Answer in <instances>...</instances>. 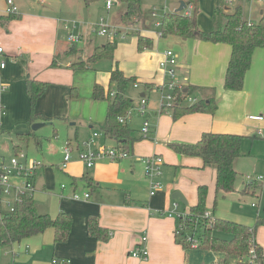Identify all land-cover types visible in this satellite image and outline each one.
Listing matches in <instances>:
<instances>
[{
	"label": "crops",
	"instance_id": "1",
	"mask_svg": "<svg viewBox=\"0 0 264 264\" xmlns=\"http://www.w3.org/2000/svg\"><path fill=\"white\" fill-rule=\"evenodd\" d=\"M94 1L96 0H44L43 3L54 2L59 5L48 9L40 6L31 10L19 5V12H16L19 17L0 25V46L4 49L1 58L6 61L0 72V82L3 84L0 105L4 110L0 117V133L14 134L17 139L26 143L33 138L38 147L39 135L31 131L32 123L50 121L53 124L57 121L64 124L67 121L74 129H67L69 137H66L64 146L69 143L76 151L79 150V142L84 143L91 138V150L117 146L114 139L105 137L102 132L104 104L92 99L94 84L102 85L106 92L111 70L117 66L126 76H135L134 83L139 84L134 94L139 98L138 103L140 98L146 99V113L142 115L137 111L138 104L132 100L134 96H131L129 89L125 92L128 98L131 97L130 108L134 109L126 117V123L129 124L133 116L147 118V114L152 121L149 134L151 139L139 137L142 136L141 128L135 129L136 132L132 129L131 136L135 141L128 157L118 161L101 158L87 167L76 153L65 169L61 166L63 146L61 161L55 166L68 178V185L57 182L60 178L54 175L51 169L53 164L41 162L42 167L34 180L35 206L39 212L48 213L52 217L59 212H68L72 217L68 238L56 243L54 229L48 227L39 234L8 246L12 248L13 257L19 255L18 261H28L29 264H212L223 257V254L200 248L184 249L175 239L176 221L172 217L161 215V212L174 209V205L177 211H188L197 202V187L201 184L213 186L214 199L215 170L211 167L209 182V171L203 170L207 166H203L200 157L176 153L169 144L195 143L205 132L239 134L244 137L252 130L251 122L257 121L249 120L248 115H264V47L254 50L243 87L240 90L225 89L224 77L231 46L227 43L204 41L198 37L168 35L159 38L158 30L152 31L148 26L153 22L151 12L147 16L143 14V21L138 22H143L139 34L152 38L151 47L139 49L137 37L124 41L121 35L120 40L116 41L112 59L107 60L109 64L100 61L94 63L95 67L74 69L71 67L73 62L85 59L94 47L105 43L90 40L92 33L88 34L85 28L87 21L84 16L87 15L89 3ZM222 2L227 11H232L237 5L242 8L246 3L250 16L245 18L242 15L243 19L253 23L259 20L262 4L232 0L233 9L230 10L231 4L228 5L225 0L220 1ZM179 4L180 0L170 11H176ZM214 5V0H194L190 16H193L198 30H212ZM124 12L123 6L119 19ZM2 15H6V11L0 9V16ZM62 17H72L80 23L63 20ZM72 22L76 24L74 29L80 24L85 34L82 30L79 33L82 35V43L71 44L67 40L69 47H66L58 33L61 26L68 29L65 25ZM95 29L96 27L91 28V31L96 34ZM114 39L116 40L115 36ZM85 45H90V50L86 53ZM166 49H172L177 55L175 77L178 83L195 87L192 94L199 99L213 97L217 105L213 114L194 112L174 119L171 108L169 112L158 113V107L151 97L152 91L161 96L158 86L167 80L159 67ZM62 55L72 59L62 61ZM31 79L47 85L34 105V112L39 117L30 123L31 106L26 84ZM102 101L107 106L106 100ZM85 110L89 111L88 114L84 113ZM94 132L98 133L95 137ZM55 133L57 135L56 130ZM81 147L80 150H83V144ZM13 149L22 150L17 144L13 145ZM151 154L164 158L163 172L159 178L163 186L153 195L149 194L150 179L140 160ZM141 166L144 171L138 168ZM243 187L238 191L234 190L239 199L244 194ZM175 192H179L185 202L172 198ZM74 193L82 197L84 193H88V197L74 199ZM256 196L259 197V194ZM208 197L206 195V199ZM260 203L251 202V206L257 209V215L260 214ZM232 206L233 196L226 193L217 199L216 208L211 211L216 217L253 227L254 219L233 212ZM90 215L97 216L98 223L107 229V240H97L88 233L87 220ZM143 235L147 237L146 259L131 255ZM253 240L264 253V225L257 227Z\"/></svg>",
	"mask_w": 264,
	"mask_h": 264
},
{
	"label": "trees",
	"instance_id": "2",
	"mask_svg": "<svg viewBox=\"0 0 264 264\" xmlns=\"http://www.w3.org/2000/svg\"><path fill=\"white\" fill-rule=\"evenodd\" d=\"M186 4H193L194 0H184ZM213 28L211 31H201L196 28L193 18L184 14L183 11H165L160 20L158 31L163 36L176 35L181 37H198L204 41L227 43L231 46V55L224 77V88L240 90L244 84L246 71L250 67L252 54L256 48L264 47V4L262 5L259 20L253 25H247L242 17L241 7L235 6L232 11L224 9L221 0H214ZM125 7L121 15L122 22H139L142 20L141 0H117ZM19 14L6 13L0 16V25L9 22L10 19L18 18ZM138 48L145 49L152 46V38L138 34ZM116 47V40H107L103 45L96 46L85 59H78L71 64L74 69L89 68L92 63L101 58L112 59ZM136 82L135 76H126L122 70L115 66L110 73L109 86L105 92L102 85L95 83L92 90L94 100H106L107 108L102 126L105 137L116 141L117 147L130 153V148L135 141L131 136V129L125 122H119L118 118L125 116L132 105V101L125 95L126 89L131 83ZM46 83L29 80L26 84L30 98V123L39 117L34 112L37 98L46 89ZM196 88L182 85L177 89L178 102L171 107L174 119L182 115L194 112H206L213 114L216 103L213 97L200 98L196 103L187 105L181 97L184 94H192ZM186 90V91H184ZM75 92V91H74ZM186 92V93H185ZM73 96V94H72ZM255 137V136H253ZM143 138V137H142ZM243 136L231 133L205 132L195 143L172 142L169 147L176 153L198 156L203 161V166H212L215 170L213 209L215 210L217 199L226 193L234 191V183L237 177L235 159L241 155V141ZM38 140L37 138H35ZM244 184V193L255 194L257 182ZM207 186L197 187V202L189 208L188 219L185 221L188 229L197 226L200 244L197 248L216 251L223 257L215 260L212 264H264V253L261 247L253 240L258 226L264 225V216H257L253 227L242 223L216 217L213 219L200 217L206 208ZM72 217L68 212H59L55 217L48 213L39 212L31 196H23L15 205L13 211H0V247L19 242L24 238L43 232L46 228L54 229V241L56 243L67 240ZM88 233L97 240L104 241L108 238L107 229L98 223L95 215H90L87 220ZM175 239L184 249L188 245L180 242L176 235ZM255 251L252 258L250 250Z\"/></svg>",
	"mask_w": 264,
	"mask_h": 264
},
{
	"label": "rangeland",
	"instance_id": "3",
	"mask_svg": "<svg viewBox=\"0 0 264 264\" xmlns=\"http://www.w3.org/2000/svg\"><path fill=\"white\" fill-rule=\"evenodd\" d=\"M105 1L106 0H96L94 2L89 3L90 6L88 8L87 15L84 16V20L87 21V25L85 26V28H87L88 34L92 33V36H90V40H94L93 42H96V43H104L107 40L111 39L112 36L110 35L109 36L98 35L97 33L95 34L93 31H91V28L93 29L94 27H96L97 29L98 27L97 25L99 24L101 18L110 27L109 28L110 31L117 32V34L115 35L116 41L120 40L122 33L126 34L123 38L124 41H129L134 37L136 38L137 35L139 34V31L142 30L143 28L142 27L143 22L142 24L135 22V21H131L129 23L122 22V20L119 19V12L123 8V5L119 4L117 0H113L114 2H113L112 7L110 9H107L104 5ZM43 2L44 0H14L13 7L15 9V12L18 13L19 5H22L23 7L29 10L40 7V6L44 9H48L50 6L55 7L59 5L54 2H46V3H43ZM178 2L179 0H141L142 14L147 16L149 13L155 12V15L152 16L153 22L151 21L150 25H148L150 30L152 31L158 30V27L155 26V23L161 20V16L163 12L170 11L172 8L174 9L177 6ZM233 2H236V1L233 0ZM7 8H8V5H7L6 0H0V9L5 10L7 12ZM232 9H233V4L230 5V10ZM241 11H242L243 17L247 18L248 16H250V13L248 12V4L246 3L243 4ZM255 15H258V12H255ZM58 17H61V16H58ZM62 18L63 20H67V21H78L72 17L71 18L62 17ZM140 21H143V17H142V20ZM78 23H80V21H78ZM77 25H78V28L74 29V32L81 33L80 32L82 30L81 25L80 24H77ZM67 28L68 29H65V28H62L61 26L59 33H58V37L61 40V42H63L66 45V47H69L67 43L68 42L67 41V33H68L67 30L72 29V27H67ZM78 43H82V42L79 41L77 42V44ZM85 48L86 50H84V52L86 53L90 50V45H85ZM68 58L69 57L67 55L66 56L62 55L61 60L65 61V60H68ZM69 59H72V57H70ZM107 60L108 58L98 59L94 61L91 66L95 67L96 65H94V63H97L100 61H103L102 63L104 64H109V61ZM86 71L89 73H92V71H88V70ZM131 84L128 86L126 91H128L129 89L131 96H134L132 100L134 101V103L137 102L136 104H138L139 98L137 99L134 94L137 92V87L139 86V84L137 83H133L132 85ZM153 90L156 91L155 89ZM151 100L153 101V103H155V105H157L158 107L157 111L159 114L169 112L170 107L162 106L163 100L159 93H155L152 91ZM95 101H99L104 104V113L106 114L107 106H106L105 101H102V100H95ZM133 110L134 109L130 108L127 111L126 117H129L133 113ZM147 110H148V107H147ZM88 112L89 111L87 110L84 111L85 114H88ZM146 117L147 118H143V117L139 118V117L133 116L130 123L127 125L129 126L131 130L133 129V132H136L135 129L141 128L142 121L144 119H148L150 122V125L152 126V121L150 120V117L147 116V114H146ZM60 123L61 122L55 121V123L53 124L43 126L37 129L36 131H34L35 133L39 135L38 137L40 141V146L38 147L36 146L33 138H31L29 142L26 143L25 141H20L19 139H17L16 135L14 134L9 135L5 132L0 133V155H3L6 159H9L10 156L14 154L13 145L17 144L19 145V147L22 148V151L24 153H28L29 159H32V158L38 159L42 163L46 162V164H53V166H51V169L54 175H58L60 179L58 180L56 177L54 178L57 179L58 183L64 182L66 185H68L69 184L68 178L56 168L55 164H59L61 161V158H62L61 150L64 146L63 144H64L66 137L67 136L69 137L66 131L67 129L73 130L74 126L68 125L67 121H64V124H60ZM250 125H252V130L250 131L251 133L250 132L246 133L244 137L242 138L241 155L237 157L234 162L235 170L237 171V177L234 183V190L238 191L242 189L243 183L246 184L247 182H249L245 178L246 175H251L253 177L261 175L262 178L257 183H255V185L257 186L255 189V194L251 192L244 193L242 196L240 195L241 196L240 199L238 198L236 192L234 191L230 192V195L233 196V206H232L233 212L242 214L243 216H246L247 218L252 217L255 223L256 217L258 215L259 216L264 215V122H257V123L251 122ZM258 129L261 131L260 133L259 132L257 133ZM54 130H56L57 135L56 133L54 134ZM251 136H255V137H251ZM139 137L141 138L143 136H139ZM141 139H151V135L143 137ZM79 143H80L79 150L76 149L75 151L74 149H72L71 158L72 156L74 157L76 153L79 155V151L82 148L81 144L83 143V141ZM94 149H95V146H94ZM162 160L164 162L163 157H162ZM211 167L212 166H207L203 169L205 171H209L207 172L208 173L207 179L209 180V182L211 181V172H210ZM138 168L144 171L142 166L141 168L140 167ZM59 175H62V177H60ZM249 183L252 184L251 182ZM206 185H207V195H209V197L206 199L205 208L206 210L211 211L213 209V186L211 187V185H208V183H206ZM244 188L245 186L243 187V189ZM258 194H259V197L256 196ZM258 199H260L261 203L259 202ZM251 202L258 203V204L260 203V206H261L260 212H259L260 214L257 215L256 213L257 209L251 206ZM18 257L19 255H16L13 257L12 248L10 246L0 247V264H29L28 261H18L17 260Z\"/></svg>",
	"mask_w": 264,
	"mask_h": 264
},
{
	"label": "built area",
	"instance_id": "4",
	"mask_svg": "<svg viewBox=\"0 0 264 264\" xmlns=\"http://www.w3.org/2000/svg\"><path fill=\"white\" fill-rule=\"evenodd\" d=\"M229 5L232 3V0H225ZM239 2H249V3H259L264 4V0H236ZM8 8L6 13H16L13 7L14 0H6ZM113 0H106L105 6L107 9H110L113 5ZM193 8V4H186L185 9L183 10L184 14L191 15V9ZM152 16L155 15V12L151 13ZM247 25H253V22L247 21ZM96 33L98 35H107L114 36L117 32L110 31L109 26L105 23V21L101 18L99 24L97 25ZM155 26L159 28L160 21L155 23ZM65 27H72V29L68 30L67 40L71 44H75L79 41H82V35L74 32V28L76 27L75 22L66 24ZM123 37L126 35L122 33ZM157 36L159 38L163 37L162 33L158 31ZM4 54V49L0 46V72L5 67L6 61L1 58ZM177 64V55L174 53L172 49H166L163 53V58L159 63V67L164 71L167 80L158 86V90L161 93V98L163 100V107H172L174 106L178 100L177 99V89H181L182 85L178 83L175 77V67ZM3 90V84L0 82V91ZM186 93V92H185ZM183 102L187 105H191L196 103L199 100V97H196L193 94L186 93L181 97ZM137 111L144 115L146 113V99L144 97L140 98V101L137 106ZM4 114V110L0 105V117ZM127 114V113H126ZM251 121L263 122L264 115L263 114H250L247 117ZM119 122L126 121V115L118 118ZM261 131L258 129L257 133ZM151 133V125L148 119H144L141 126V135L143 137L149 136ZM98 133L94 132L93 137L97 136ZM93 142V139H89L88 141L82 143L84 146L83 150L79 151V159L85 163L87 167H90L94 164L96 160L101 158H107L110 161H118L120 159L126 158L129 156V152L125 151L122 148L117 146L108 147V148H99L97 150H91L90 146ZM71 151L72 146L69 143H66L63 148V162L62 168H66L68 162L71 159ZM140 160L144 163V169L146 175L149 177V194L153 195L157 190L162 188V182L160 181V176L162 175V165L163 160L162 157L158 154H151L145 157H141ZM42 167V163L38 159H29L28 155L24 153L22 150L14 151V154L10 156L9 159H6L3 155H0V211H13L15 205L21 200V197L27 195L33 197V194L36 191L35 186V176L37 171ZM245 178L249 182H258L262 176H251L246 175ZM74 199L88 197V193H84L83 197L77 193H74L72 196ZM176 205H174V209L169 211H162L161 215L168 216L174 218L176 221L174 234L177 239L188 245L189 248H197L200 244L199 235L196 232L198 229L197 226H194L193 229H188L185 221L188 219L189 210L185 212H180L175 209ZM200 217L208 218L210 220L213 219V214L211 211L205 210V212L200 215ZM147 237L143 235L141 237V241L138 245L131 251V255L134 257L146 259L148 257V250L145 245ZM255 247H252L250 253L252 258L255 257Z\"/></svg>",
	"mask_w": 264,
	"mask_h": 264
},
{
	"label": "water",
	"instance_id": "5",
	"mask_svg": "<svg viewBox=\"0 0 264 264\" xmlns=\"http://www.w3.org/2000/svg\"><path fill=\"white\" fill-rule=\"evenodd\" d=\"M185 7H186L185 1L184 0H180V4H179L178 8L176 9V12L183 11L185 9ZM184 91H186V90H184ZM50 123H51L50 121L34 122V123L31 124L30 129H31V131H36L40 127L49 125ZM172 198L178 199V200H180L182 202H185L184 198L182 197V195L179 192L173 193L172 194Z\"/></svg>",
	"mask_w": 264,
	"mask_h": 264
}]
</instances>
